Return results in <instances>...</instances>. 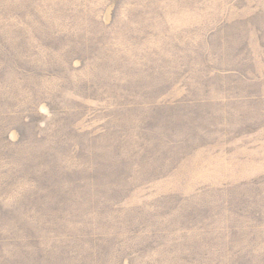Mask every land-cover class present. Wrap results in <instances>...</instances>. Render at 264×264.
<instances>
[{
  "label": "rangeland",
  "instance_id": "1",
  "mask_svg": "<svg viewBox=\"0 0 264 264\" xmlns=\"http://www.w3.org/2000/svg\"><path fill=\"white\" fill-rule=\"evenodd\" d=\"M67 145L119 175L92 264H264V0H0V236Z\"/></svg>",
  "mask_w": 264,
  "mask_h": 264
},
{
  "label": "trees",
  "instance_id": "2",
  "mask_svg": "<svg viewBox=\"0 0 264 264\" xmlns=\"http://www.w3.org/2000/svg\"><path fill=\"white\" fill-rule=\"evenodd\" d=\"M79 154L89 163L94 162V154ZM74 155L78 154L71 146H60L58 153L27 156L19 167L9 170L11 182L22 184L25 189L19 209L9 213L12 220L19 219L18 231L9 237L0 236V264L98 262L96 257L106 247L102 248L101 231L97 223H90V217L101 214L105 197L114 200L120 194V189H116L119 175L95 170L89 164L72 170ZM80 169L85 172L83 176L77 174ZM87 202L88 206L83 205ZM2 213L0 210L1 224Z\"/></svg>",
  "mask_w": 264,
  "mask_h": 264
}]
</instances>
